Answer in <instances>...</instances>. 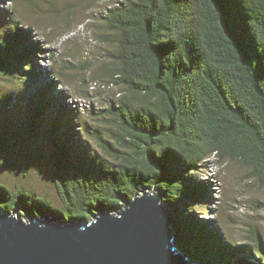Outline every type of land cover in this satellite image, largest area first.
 I'll list each match as a JSON object with an SVG mask.
<instances>
[{"label": "trees", "instance_id": "16d2710c", "mask_svg": "<svg viewBox=\"0 0 264 264\" xmlns=\"http://www.w3.org/2000/svg\"><path fill=\"white\" fill-rule=\"evenodd\" d=\"M100 1L84 0L87 7ZM72 14L68 9L58 17L70 22ZM103 21L104 40L114 51L101 76L120 96L95 115L96 129L86 124L81 132L113 163L89 157L86 148V159L72 158L86 145L64 134L63 111L51 115L48 86L27 98L20 122L4 119L8 106L0 101V172L47 125L50 179L58 199L52 204L31 189L10 191L0 183V208L89 220L99 209L113 212L154 188L171 209L176 243L189 258L232 264L240 254L264 257L255 226L237 228L253 242L240 250L183 211L187 201L198 203L205 195L192 174L211 157L238 164L264 191V0H124ZM18 40L0 41V75L29 59V49ZM99 80L91 74V82Z\"/></svg>", "mask_w": 264, "mask_h": 264}, {"label": "rangeland", "instance_id": "374dc122", "mask_svg": "<svg viewBox=\"0 0 264 264\" xmlns=\"http://www.w3.org/2000/svg\"><path fill=\"white\" fill-rule=\"evenodd\" d=\"M120 1L124 0H101L87 7L84 0H0V41L18 36L19 44L31 53L17 68L9 67L0 75V101L8 106L4 119L14 116V122H20L27 98L48 86L51 115L56 117L63 111L64 134L73 143L79 144L82 138L86 145L71 153L72 158L77 159L80 154L86 159V148L89 157L111 166L112 160L94 138L82 137L81 127L87 124L96 129L100 123L97 118L120 96L119 88L106 84L101 76L103 68L110 65L108 55L114 51V46L104 40L108 32L103 18ZM68 9L73 11L71 20L62 21L58 14H65ZM94 73L101 80L91 82ZM92 129H88L90 134ZM47 130L45 125L37 138L16 149L10 166L0 172V183L10 191L31 189L37 196L56 204L58 199L50 179ZM192 178L203 183L205 195L198 203L187 201L183 211L197 225L214 233L221 243L231 240L234 245L228 243L229 247L240 250L253 242L237 228L255 226L264 249V191L247 179L238 164L211 157ZM240 257L264 264V257L258 253L240 254L237 259ZM237 259L232 264H241Z\"/></svg>", "mask_w": 264, "mask_h": 264}, {"label": "water", "instance_id": "95a60500", "mask_svg": "<svg viewBox=\"0 0 264 264\" xmlns=\"http://www.w3.org/2000/svg\"><path fill=\"white\" fill-rule=\"evenodd\" d=\"M173 222L154 188L113 212L99 209L89 220L0 208V264H202L178 246Z\"/></svg>", "mask_w": 264, "mask_h": 264}]
</instances>
